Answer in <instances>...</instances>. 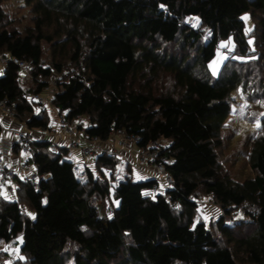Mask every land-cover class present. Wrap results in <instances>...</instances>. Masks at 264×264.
<instances>
[{
  "label": "trees",
  "instance_id": "obj_1",
  "mask_svg": "<svg viewBox=\"0 0 264 264\" xmlns=\"http://www.w3.org/2000/svg\"><path fill=\"white\" fill-rule=\"evenodd\" d=\"M5 1L0 57L9 63L0 102L26 132L36 138L52 130L48 108L33 100L48 97L90 142L106 143L118 131L139 137L138 150L163 142L158 160L172 179L157 195L154 178L111 182L105 170L120 158L106 153L96 154L95 167L108 183L89 168L80 178L69 148L53 152L51 140L36 138L27 163L42 176L39 188L22 179L14 198L0 194V245L23 235L12 264H264V118L250 152L254 177L235 181L217 155L233 95L255 72L230 68L227 59L214 78L209 67L220 41L232 38L240 63L256 59L250 67L263 73L264 0H25L36 16L24 32L5 24ZM246 14L258 39L246 29ZM194 17L201 27L187 22ZM44 43L51 46L48 65ZM14 59L26 63L24 78ZM85 117L88 124L76 125ZM201 196L224 212L215 223L221 238L198 221ZM109 197L119 205L105 229L94 209ZM240 214L245 218L227 224ZM105 230L114 244L104 242ZM6 257L0 249V264Z\"/></svg>",
  "mask_w": 264,
  "mask_h": 264
},
{
  "label": "rangeland",
  "instance_id": "obj_2",
  "mask_svg": "<svg viewBox=\"0 0 264 264\" xmlns=\"http://www.w3.org/2000/svg\"><path fill=\"white\" fill-rule=\"evenodd\" d=\"M3 11L6 15V23L9 29H18L20 31H25L28 28H31L35 24V13L33 12V7L29 6L25 0H8L2 3ZM247 17V19H245ZM243 19L246 21L247 26L246 29L251 37H256L258 39V31L256 30L257 23L253 21L249 14L243 16ZM187 22L190 25L199 28L200 20L196 17L188 18ZM44 48V61L45 64L48 65L51 56V46L47 43L43 44ZM253 49L258 51V48L253 45ZM235 45L232 38L227 40H222L219 43V47L217 49L216 57L209 64L211 74L214 78L219 76L221 69L225 61H227V65L233 69L242 68L247 70L251 68L250 73H254V82H248V88L243 90L239 89L234 93V102L232 105V111L229 116V119L226 123V126L222 133V142L223 145L221 148L217 149V155L219 159V163L228 175H230L235 181L242 182L248 178H252L256 175L255 171L251 168L250 165V152L253 144V140L257 137L261 131V120L264 118V71L260 73L257 69L253 70L251 64H255L256 59H250L247 62L248 64H241L240 62L245 61V59H241L239 56L234 54ZM255 52H251L250 56L253 58ZM250 64V65H249ZM4 66L0 65V76L3 74ZM256 74V75H255ZM24 78L25 73L21 74ZM52 91L56 89L58 86L57 78L51 80ZM250 81V80H249ZM26 83L30 84V79H26ZM46 109L49 110L50 120H57L58 111L52 107L50 101L47 100L45 104H42ZM79 123L88 124V118H80L79 122H76V125ZM82 135L79 132V138L81 139ZM117 138V137H116ZM78 143L81 144V140H78ZM119 139V138H118ZM117 139V140H118ZM96 143V142H95ZM109 143H113L112 140H109ZM163 143V142H162ZM97 144V148L105 150L112 149L102 148L104 143ZM118 146V144H116ZM84 148V147H81ZM126 149V146L122 147ZM8 153L12 154L11 146L9 148ZM115 155L110 156L111 158L120 157L118 160V164L116 168H113L111 171L114 172V179H111L110 170H105L106 176L111 180V182H116V179L124 180L126 175H132L134 169H130L129 160H126L120 151L115 152ZM119 155V156H117ZM124 155V153H123ZM126 155V154H125ZM133 159L136 161L138 159V155L135 151L130 154ZM107 156H109L107 154ZM6 160L8 159L5 156ZM66 158L73 160L76 163L78 176L80 178L85 177V170L87 168L91 169L93 172L100 176L103 183H108L105 179L104 173L101 172L100 169L95 167L96 157H83L75 151H70L67 154ZM22 166L21 170L26 168L24 171L25 174H30L35 172V167L33 164H28V166H24L26 164V156L21 155ZM9 161V160H8ZM9 165V162L8 164ZM11 166V165H10ZM19 167L17 169H20ZM154 172L150 170V176ZM139 180H142V177H139ZM112 184V183H111ZM113 187L111 190L113 191ZM13 198V197H11ZM200 204V215L198 217V221H205L208 228H211L213 233L221 238L219 231L217 230L215 223L224 216V212L220 208L216 202L210 197H202L199 200ZM119 201L116 198H108L105 201H99L95 204V212L97 216L104 222L103 227L106 229L107 219L111 217L110 210L113 206L118 207ZM243 214H240L236 219L227 218V224H233L238 222L239 220L244 219ZM104 242L106 245L114 244V239L108 234V232L104 233ZM23 243V235L19 234L15 240L10 242L9 244H1L0 249L4 250L7 253V257L5 258L6 264H12L13 260L17 258L19 255L20 247Z\"/></svg>",
  "mask_w": 264,
  "mask_h": 264
},
{
  "label": "built area",
  "instance_id": "obj_3",
  "mask_svg": "<svg viewBox=\"0 0 264 264\" xmlns=\"http://www.w3.org/2000/svg\"><path fill=\"white\" fill-rule=\"evenodd\" d=\"M9 63V58L6 56L0 57V65L6 67ZM14 63H16L22 73H28L27 71V65L25 62L14 59ZM54 91L50 90L48 91V96L53 95ZM48 97H42L41 95H35L33 96V100L36 102H39L41 104H45ZM0 111H3L5 113H8L11 117H14L13 113L7 108L4 101L0 102ZM58 123L61 128V130L64 132H67L68 136H70L71 143L69 145V149L71 150H77V152L82 155L83 157L93 156L100 153H106L109 156L115 155L117 152L116 147H113L109 150H103L99 149L95 146L91 147H85L81 148L76 140H74L76 136V130L75 127L72 125H69V123L65 120V117L63 115L58 116ZM117 136H119L117 140V144L119 147H127V146H136V144L140 141V138L137 136H129L125 131H118ZM115 134V135H116ZM35 137L33 134L28 133L26 131H19L16 134L15 139V145L16 150L21 155H25L26 158H30L34 156L35 151L32 148V143L35 141ZM73 139V140H72ZM93 142H98L97 139H94ZM162 147V143L160 141L153 142L150 144L148 149L146 150H139V158H138V164L143 165L145 163L152 166L156 172L157 176L155 179L157 183L153 186L151 190L152 195H157L160 193H165L167 189L172 184L171 176L167 173L165 169V161L164 160H158V155L160 154V150ZM58 146L56 144H52L51 150L53 152L58 151ZM26 168H23V170L13 168L6 164L5 162V154L2 150H0V187L1 186H12L13 188L18 187V183L20 180L24 179L25 181L30 182L33 189H38L41 183L42 176L38 175L35 171L34 173L25 174L24 170Z\"/></svg>",
  "mask_w": 264,
  "mask_h": 264
},
{
  "label": "crops",
  "instance_id": "obj_4",
  "mask_svg": "<svg viewBox=\"0 0 264 264\" xmlns=\"http://www.w3.org/2000/svg\"><path fill=\"white\" fill-rule=\"evenodd\" d=\"M57 119H58V117H57ZM0 122L3 125V129H2V132L0 134V150H2L4 152L5 156H7L8 159L6 160V163L8 164V162H9V166L11 165V167L16 168V169L18 167L20 168L22 166L21 154L18 153L16 149H14V143H15L17 132H19L21 130L26 131V128L23 125H21L19 122H17L15 120V118L9 116L7 113H5L3 111H0ZM52 122H53L52 130L48 131L47 133H42V134L38 133V135H35L36 138L51 140L54 144H56L58 146V148L59 147L69 148V145L71 143L70 136H68L66 133H64L60 130V126L58 125V120L54 119V121H52ZM80 133L82 135L81 139H78L79 133H76V137L74 138V140H76V141H77V139L82 141L81 144H79L80 142L78 143L80 147H84V148L85 147H91V146L97 147V144L101 145L100 143H102V142H99V141L96 143L93 141L90 142L87 139H85L82 132H80ZM116 137L117 136H114L113 138L110 139L113 141V143H109V141H108V142L103 144L102 148H104V149L108 148L109 149L111 147L112 148L116 147L117 151H120V153L122 152V155H120V156L121 157L126 156L124 158L126 160H129L128 163L130 164V169H134L133 174L131 176L135 180H139V177H142V180H146L149 178L155 179L156 177H158L156 170L152 166H150L149 164L145 163L143 165L140 164L139 166H137L138 159L135 161L133 159V157L130 155L133 151H135L138 155V158H139V150L136 146H127L126 149L119 147V146H116L117 139H118V137L117 138ZM10 146L12 149L11 155L8 153ZM123 153H124V155H123ZM93 156L96 157V155H93ZM117 156H119V155H117ZM88 157H90V156H88ZM24 166H28L27 160H26V164ZM150 170H152L154 172L151 176H150ZM0 194H2L5 197H8V198H11V197L14 198L16 195V188H13L12 186H1L0 187Z\"/></svg>",
  "mask_w": 264,
  "mask_h": 264
},
{
  "label": "snow or ice",
  "instance_id": "obj_5",
  "mask_svg": "<svg viewBox=\"0 0 264 264\" xmlns=\"http://www.w3.org/2000/svg\"><path fill=\"white\" fill-rule=\"evenodd\" d=\"M245 19H247V17H245Z\"/></svg>",
  "mask_w": 264,
  "mask_h": 264
}]
</instances>
